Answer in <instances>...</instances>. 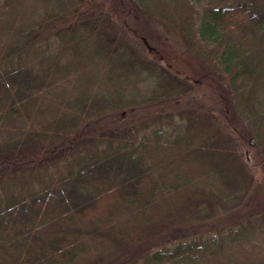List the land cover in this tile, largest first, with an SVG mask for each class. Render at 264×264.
Segmentation results:
<instances>
[{
  "label": "trees",
  "instance_id": "trees-1",
  "mask_svg": "<svg viewBox=\"0 0 264 264\" xmlns=\"http://www.w3.org/2000/svg\"><path fill=\"white\" fill-rule=\"evenodd\" d=\"M262 163L264 0H0V264H264Z\"/></svg>",
  "mask_w": 264,
  "mask_h": 264
},
{
  "label": "rangeland",
  "instance_id": "rangeland-1",
  "mask_svg": "<svg viewBox=\"0 0 264 264\" xmlns=\"http://www.w3.org/2000/svg\"><path fill=\"white\" fill-rule=\"evenodd\" d=\"M157 30L164 35L163 39L164 41H166L164 42L165 44L161 42L162 44L158 45V48L162 50V56L164 58V60L162 59L161 62L162 65H165L170 69L172 73L186 80L187 82H189V84L193 85L192 92L184 97V101H189L190 104H201L208 107L211 106L214 101H217V97L213 94L212 91H210L211 86H209V82L204 83L202 81L203 72L199 71V69L197 68L196 61L191 56V53L188 52L183 44L179 43L177 38L169 33H166L167 30L165 28L157 26ZM129 38L132 41L138 40L140 43L144 44V46L146 45V50L143 53H146L148 58H157H154L150 53V47L152 46L151 44H145L143 40L139 38L137 39L136 37L131 35L129 36ZM151 40L156 41L154 39ZM152 44L154 43L152 42ZM158 57L161 58V55H159ZM197 82L200 83L198 84ZM219 106L221 107L222 105L219 104ZM240 151L242 152L243 159H246L248 156L250 157L253 154L246 146H241ZM248 167L257 182L256 184H259V186L262 185L260 187V191L264 192V165H262V167H255L254 165L252 166L248 164Z\"/></svg>",
  "mask_w": 264,
  "mask_h": 264
}]
</instances>
